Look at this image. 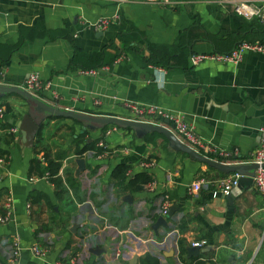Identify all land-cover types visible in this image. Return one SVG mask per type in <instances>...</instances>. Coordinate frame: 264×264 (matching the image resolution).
<instances>
[{"label": "crops", "instance_id": "1", "mask_svg": "<svg viewBox=\"0 0 264 264\" xmlns=\"http://www.w3.org/2000/svg\"><path fill=\"white\" fill-rule=\"evenodd\" d=\"M169 1L161 7L122 0H0V84L22 86L35 74L49 83L35 94L38 98L93 115L102 98L92 93L93 81L103 73L98 80L109 82L116 110H123L120 116L100 115L130 120L124 104L154 106L179 116L204 142L235 153L239 159L231 163L248 162L264 124V55L245 52L236 65L205 62L193 68L188 57L227 54L240 42L264 44V26L235 16L220 0ZM99 19L107 21L105 29L94 27ZM19 27L28 30L8 53L6 48L18 41ZM33 29L69 34L74 47L65 38L49 39ZM102 50L117 59L92 69L94 76L77 74V63L87 65ZM72 88L83 91L73 99ZM0 110V158H7L0 206L10 198L12 207V221L0 226V264H140L146 256L157 264H264V211L252 185L240 186L230 204L206 191L190 195L187 188L195 179L223 174L184 153H168L162 135L114 126L104 136L71 120L46 119L38 128L40 144L34 148L35 137L31 149H25L15 127L26 112L24 101L0 97ZM153 122L169 128L158 118ZM100 141L105 153L76 155L84 145L95 142L97 148ZM56 157L59 187L47 179L28 182L47 174V159ZM78 158L84 169L75 175ZM119 167L124 168L122 181L113 175ZM138 175L148 181L135 178L129 186ZM163 196L174 212L164 218L165 227L152 231L157 217L165 216L159 213ZM14 236L21 249L15 261L10 250ZM200 240L206 242L201 252L188 257L190 243ZM33 245L48 248L42 260L28 252ZM116 249L120 256L115 259Z\"/></svg>", "mask_w": 264, "mask_h": 264}, {"label": "built area", "instance_id": "2", "mask_svg": "<svg viewBox=\"0 0 264 264\" xmlns=\"http://www.w3.org/2000/svg\"><path fill=\"white\" fill-rule=\"evenodd\" d=\"M123 2H136L143 3L149 5H157L161 7H167L170 5L169 0H122ZM221 2L230 6L232 13L242 18L246 21H255L261 26H264V0H220ZM107 26V21L105 19H99L94 27L98 29H105ZM245 52H253L264 55V44L258 43H248V42H240L238 43L229 53L227 54H193L188 57V63L190 67H196L199 64L205 62H213L220 64H231L236 65L241 56ZM118 59H121V57ZM161 70V69H158ZM157 70V71H158ZM79 75L83 76H94L96 71H79L77 72ZM22 89L33 96H36V93L41 91H45L49 87V83L41 82L37 75L30 74L25 82L22 84ZM37 97V96H36ZM124 107L130 112L131 119L133 121L139 122H147L153 123L155 119H167L169 123L172 125V129L170 130L171 134L178 140L180 143L190 148L197 154L205 157L209 160H212L217 163L222 164H233L231 160L235 157V153L224 152L221 151L210 144L208 142H204L200 138H198L194 132L191 125L185 124L181 118L177 115H169L164 113L162 110L158 109L154 106H143L136 104H124ZM2 117V112L0 110V118ZM112 128L104 133V136L110 134V132L114 131ZM258 145L255 150L252 152L248 162H244V164H254L257 166L253 175L251 177V185L253 186L256 193L259 195L262 201V208L264 211V124L261 125L258 130ZM97 148L103 149L104 153L106 152L105 145L102 141L97 143ZM103 153V154H104ZM235 163V162H234ZM7 164V158H0V175L2 170L5 168ZM153 163H145L141 166L148 167ZM47 174H43L40 178H28V182H36L38 180H46ZM238 179L239 176L236 174H228L223 177H219L216 179H207L205 177H199L195 179L192 183L189 184L187 191L190 195H195L200 193L201 191H206L211 194L212 197L216 198L217 196H227V195H235L238 193ZM169 201L167 196H163L161 198V202L159 205V213L161 215H165L169 208ZM12 221V207L10 198H6L0 206V226L6 225ZM264 240V228L261 233V241ZM206 242L204 240H200L197 242L190 243V247L200 249L204 247ZM11 258L12 260H16L18 257L19 251L21 250L19 247V240L17 236H14L11 239ZM28 252L35 259L42 260L43 257L48 252L47 247H39L38 245H33L28 248ZM120 256L119 249H116L113 253V257L116 259ZM58 264V263H55ZM68 264H74L73 260H69Z\"/></svg>", "mask_w": 264, "mask_h": 264}, {"label": "water", "instance_id": "3", "mask_svg": "<svg viewBox=\"0 0 264 264\" xmlns=\"http://www.w3.org/2000/svg\"><path fill=\"white\" fill-rule=\"evenodd\" d=\"M99 76L100 78H97L93 81L96 88L92 91V93L102 96L100 100L101 106L96 109L95 114L93 115L55 107L54 105L46 103L40 98L27 93L22 89L21 86H7L0 84V97L15 95L22 99L26 105V112L15 124L21 146L25 149H31L35 135L38 132V128L41 122L46 119H67L79 124L81 127H88L94 130H101L106 126H114L121 130H130L136 133H156L162 135L166 139V151L168 153L171 154L174 151H178L186 154L191 159L216 170L219 173L236 174L239 176L238 187L242 185H251V177L257 168L256 165L237 162L233 164H222L202 157L176 140V138L170 132L172 125L167 119H159V121L169 128H165L164 126L153 123L133 121L119 117L122 114L123 109L118 108V110H116L119 106L118 103L112 99L114 94L113 91L109 90V82L105 81L101 83V80L98 79H102L103 73H99ZM72 90L73 93L71 98L73 99L76 97L77 91H83L82 89L78 90L76 88H72ZM111 107H114L115 109H111ZM99 112H111L119 116L114 117L110 115H100ZM236 159L239 158L236 157ZM74 163L76 166L75 175H78V173L82 172L84 169V161L83 159L78 158L74 160ZM217 197L223 198L228 204H230L232 201L231 195H219ZM123 200L125 202H129V197L124 196ZM173 212L174 208H171L166 212L164 217H157L151 226V230L155 231L158 226L165 227L164 218H168ZM199 252L201 251H199L197 248L189 247L186 249L188 257H196ZM93 253L95 254V252Z\"/></svg>", "mask_w": 264, "mask_h": 264}, {"label": "trees", "instance_id": "4", "mask_svg": "<svg viewBox=\"0 0 264 264\" xmlns=\"http://www.w3.org/2000/svg\"><path fill=\"white\" fill-rule=\"evenodd\" d=\"M27 30L28 29H25L23 27H19L18 28V32H19L18 41H17V43L13 47L6 48V50H7L8 53L10 51L15 50L22 43L23 38H24V32L27 31ZM33 30H34V32H35L36 35H45L49 39H54V38H57V37L65 38L66 40H69V42L71 43L72 47H74L73 39H72L71 35H69V34L62 33L61 31L43 32V31H37L36 29H33ZM116 37L117 38H121V40H122V38H125V37H123L120 34H118ZM76 51L77 50H74L75 53H76ZM116 57H117L116 54H113V55L108 56V55L105 54L104 50H102L100 53H98L96 55V57H93L94 59L93 58H90V60H89V62H88L87 65L81 64V63H77V64L80 65L79 71H91L92 69L102 68V66H104V65L111 64ZM4 61L5 60H1V63H3ZM71 62H74V56L71 59ZM75 62H76V58H75ZM71 66H72V63H71ZM73 68H75V66H73L71 69H73ZM5 109H6V112L9 111V107L8 106H5ZM108 128H109V126H106V127H104V128L101 129V131H103V134H104V131L106 129H108ZM151 134L156 135L155 133H151ZM81 136L82 135H78V136H76V138H80ZM35 137H37V138H36L35 143H34V148H36L37 145L40 144V132H37L36 135H35ZM92 150L96 151L95 152L96 154H100L102 151H104L101 148H96L95 147V142H92L90 144L84 145L80 150L77 151V154L76 155L77 156H80L82 153H84L86 151H92ZM1 156H3V155H1ZM55 159L54 160L47 159L46 168H45L44 173L47 172L46 179L48 180V182L52 183L55 187H59L60 186L59 185L60 184V181H59L58 177H56V175H57V171H58V169L60 167V163H59L60 158L56 157ZM119 171H121V173H119ZM123 172H124V168L119 167V168H117V169H115L113 171V175L115 173H117L118 175L116 176V178H118L119 180L122 181V180L125 179V176H123ZM42 175H43V173H39V176H42ZM225 175H228V174H223L220 177H223ZM135 178H139V179L146 178L145 181H148L147 177H144L142 175H138V176L134 177V181L131 180L129 182V186H132L134 184ZM67 182L69 183L70 186L73 185L72 178L71 179L67 178ZM178 250H179L178 251V255H179V258H180V256L183 254V249L181 247H179ZM140 264H157V262L154 261L151 258H148V256H146L145 259H143Z\"/></svg>", "mask_w": 264, "mask_h": 264}]
</instances>
